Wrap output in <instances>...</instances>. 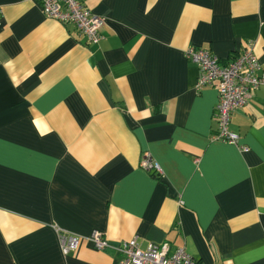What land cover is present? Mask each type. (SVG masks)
Segmentation results:
<instances>
[{
  "label": "crops",
  "instance_id": "0c3cea01",
  "mask_svg": "<svg viewBox=\"0 0 264 264\" xmlns=\"http://www.w3.org/2000/svg\"><path fill=\"white\" fill-rule=\"evenodd\" d=\"M89 43L33 0H0V264H115L134 236L201 264H264V84L214 139L218 88L186 56L264 68V0H84ZM146 152L162 173L141 166ZM59 227L88 237L64 253Z\"/></svg>",
  "mask_w": 264,
  "mask_h": 264
},
{
  "label": "built area",
  "instance_id": "2783aa9c",
  "mask_svg": "<svg viewBox=\"0 0 264 264\" xmlns=\"http://www.w3.org/2000/svg\"><path fill=\"white\" fill-rule=\"evenodd\" d=\"M42 5L43 12L49 18L63 23H73L87 37L89 43H98L101 39L100 27L104 19L94 13L84 0H33ZM186 56L196 63L200 73L196 84L197 89L215 85L219 92L215 121L218 133L214 139L238 144L239 134L230 128L233 111L249 103L254 91L264 84V68L260 58L255 53V43L249 41L247 46L228 64L221 65L220 59L205 48H189ZM141 166L161 175L162 168L151 153L146 152L141 160ZM61 247L64 253L76 251L85 239L94 244L97 249L109 245L104 234L99 230L85 237L73 232H65L59 227ZM117 249L121 258L115 264H201L185 247H179L174 252L170 250L169 242H150L142 247L138 236L124 241Z\"/></svg>",
  "mask_w": 264,
  "mask_h": 264
},
{
  "label": "trees",
  "instance_id": "16d2710c",
  "mask_svg": "<svg viewBox=\"0 0 264 264\" xmlns=\"http://www.w3.org/2000/svg\"><path fill=\"white\" fill-rule=\"evenodd\" d=\"M157 176H159V175H157Z\"/></svg>",
  "mask_w": 264,
  "mask_h": 264
}]
</instances>
